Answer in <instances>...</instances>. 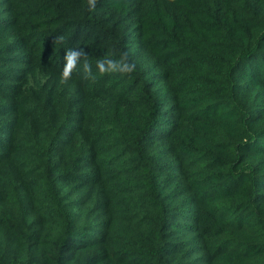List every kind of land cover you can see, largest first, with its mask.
Masks as SVG:
<instances>
[{"label": "trees", "instance_id": "obj_1", "mask_svg": "<svg viewBox=\"0 0 264 264\" xmlns=\"http://www.w3.org/2000/svg\"><path fill=\"white\" fill-rule=\"evenodd\" d=\"M0 264H264V0H0Z\"/></svg>", "mask_w": 264, "mask_h": 264}, {"label": "clouds", "instance_id": "obj_2", "mask_svg": "<svg viewBox=\"0 0 264 264\" xmlns=\"http://www.w3.org/2000/svg\"><path fill=\"white\" fill-rule=\"evenodd\" d=\"M97 2L98 0H87L88 11H95ZM63 42V36L55 37L52 41L54 45H62ZM63 61L60 84H66L72 79L73 73L77 71H82L83 79L91 81H95L98 76L104 75L131 76L136 71L135 61L130 59L129 53L126 51H122L116 59L111 57L97 59L95 73L92 70L88 53L83 48L68 49L64 54Z\"/></svg>", "mask_w": 264, "mask_h": 264}, {"label": "rangeland", "instance_id": "obj_3", "mask_svg": "<svg viewBox=\"0 0 264 264\" xmlns=\"http://www.w3.org/2000/svg\"><path fill=\"white\" fill-rule=\"evenodd\" d=\"M21 160H19L18 158H17V160L14 162V168L16 167V165L20 162Z\"/></svg>", "mask_w": 264, "mask_h": 264}]
</instances>
